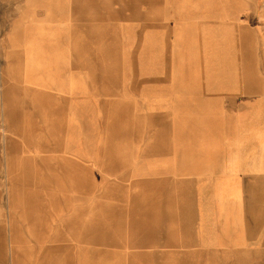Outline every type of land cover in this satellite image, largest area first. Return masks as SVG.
<instances>
[{
	"label": "rangeland",
	"instance_id": "374dc122",
	"mask_svg": "<svg viewBox=\"0 0 264 264\" xmlns=\"http://www.w3.org/2000/svg\"><path fill=\"white\" fill-rule=\"evenodd\" d=\"M263 52L264 0H0V264L11 253L9 154L46 163L71 144L58 140L66 121L76 244L65 251L76 246V264L105 263L88 250H104L106 230L120 242L106 220L122 205L155 192L175 213L186 182L220 180L232 164L263 171L246 166L264 154Z\"/></svg>",
	"mask_w": 264,
	"mask_h": 264
},
{
	"label": "crops",
	"instance_id": "0c3cea01",
	"mask_svg": "<svg viewBox=\"0 0 264 264\" xmlns=\"http://www.w3.org/2000/svg\"><path fill=\"white\" fill-rule=\"evenodd\" d=\"M58 135L71 144L48 153L46 163L25 150L10 153L5 164L10 264H76V246L65 251L66 240L76 244V124L66 121ZM262 152L246 165L250 170L264 167ZM232 167L219 168L217 181L186 182L183 208L175 213L161 210L155 192L134 211L122 205L106 220L122 228L120 242L106 230L104 250L88 251L106 254L104 264H264V192L252 195L250 181L264 184V170ZM152 184L148 189H159Z\"/></svg>",
	"mask_w": 264,
	"mask_h": 264
},
{
	"label": "bare ground",
	"instance_id": "6f19581e",
	"mask_svg": "<svg viewBox=\"0 0 264 264\" xmlns=\"http://www.w3.org/2000/svg\"><path fill=\"white\" fill-rule=\"evenodd\" d=\"M91 26H92V25H91ZM94 26H95V25H94ZM76 28H77V27H76ZM91 35H94V34H91ZM77 40H78V39H77ZM79 44H80V43H79ZM81 44H83V43L81 42ZM78 46H79V45H78ZM83 46H84V45H83ZM80 47H81V46H80ZM84 47H85V46H84ZM85 48H86V47H85ZM79 49H80V48H78V50H79ZM87 52H88V51H87ZM108 52H109V51H108ZM85 53H86V52H85ZM87 55H89V54H87ZM83 56H84V55H83ZM83 56H82V57H83ZM86 57H88V56H86ZM89 60H90V59H89ZM92 61H94V60H92ZM89 63H90V61H89ZM95 63H96V62H95ZM89 65H91V63H90ZM102 66H103V65H102ZM103 68H104V67H103ZM103 68H102V69H103ZM110 75H111V74H110ZM92 81H93V80H92ZM93 82H94V81H93ZM93 82H92V83H93ZM104 258H105V255L102 256V257L100 256V260H104Z\"/></svg>",
	"mask_w": 264,
	"mask_h": 264
}]
</instances>
